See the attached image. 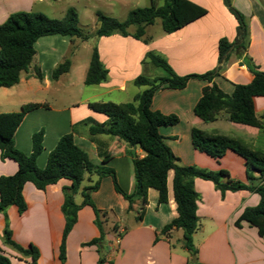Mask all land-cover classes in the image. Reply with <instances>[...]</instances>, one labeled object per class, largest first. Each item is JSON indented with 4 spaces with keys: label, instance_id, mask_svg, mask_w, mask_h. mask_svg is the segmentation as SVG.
<instances>
[{
    "label": "crops",
    "instance_id": "0c3cea01",
    "mask_svg": "<svg viewBox=\"0 0 264 264\" xmlns=\"http://www.w3.org/2000/svg\"><path fill=\"white\" fill-rule=\"evenodd\" d=\"M189 1L204 8L207 14L176 32L164 33L159 22L146 27L142 39L120 34L94 38L93 46H96L100 62L108 75L100 85L85 86L84 78L90 59L79 63L80 84L89 87L87 90L72 81L76 61L73 47L77 40L72 42L58 35L38 39L34 45V65L21 75L17 85L0 88V113L18 112L29 103L45 105L26 114L14 133V147L30 155L33 134L43 131V150L36 159L37 166L42 169L58 140L73 131L74 143L87 153L94 165H102V154L108 152L112 158L106 166L114 171L119 187L128 194L132 193L134 176L131 155L142 158L144 154L139 148H130L114 137H91L86 122L104 124L107 118L92 112L88 104L133 102L134 97L146 89L134 85L137 77H161L154 75L156 68L146 59L148 53L162 56L178 76L204 74L217 67L218 42L222 38L230 43L234 41L236 21L222 0ZM231 4L243 14L247 36L245 52L232 53L224 68L212 80L226 95L232 94L235 85L251 82L247 59L264 71V0H231ZM30 5L31 0H0V24L11 13L29 10ZM65 60L70 62L68 72L53 80L52 71ZM35 70H39L42 80L35 77ZM207 85L210 83L190 79L183 89L164 88L155 92L151 109L178 118L177 124L160 127L159 133L182 166H195L210 172L224 170L231 180L250 184L245 160L233 151L228 150L221 159L215 160L192 146L191 130L198 128L240 138L252 148L264 151V128L259 130L229 122L225 114L212 123H204L194 116L193 108ZM253 104L256 115L260 117L264 112V97L254 98ZM17 169L14 161L0 157V176H11ZM252 176L258 178L259 173L252 171ZM172 178L170 171L166 183L167 202L158 203V193L150 189L142 211L140 201L135 202L131 211L127 210L126 201L116 193L110 177L100 180L98 189L90 194V198L97 210L107 212L104 264L192 262V256L184 248L182 231L173 228L164 233V228L177 217ZM90 179L95 181L96 177ZM69 185V181L60 180L44 191H38L27 183L22 191L26 210L19 214L17 208L11 206L6 211L12 241L22 248L34 246L38 251L36 264H98L96 246L86 245L99 236L94 213L89 206L78 211L76 223L66 237L65 260L60 261V244L65 226L61 212L62 189ZM86 185L88 183L84 181L80 190ZM194 188L199 195V226L193 235V244L197 249L195 260L202 264H264V237L245 221H241L240 227L235 226L246 208L259 203V196L246 190L226 191L222 195L210 181L202 179L194 180ZM78 195L76 203L81 204L82 197ZM5 225V218L0 214L2 251L11 264H31L30 257L24 258L3 245Z\"/></svg>",
    "mask_w": 264,
    "mask_h": 264
},
{
    "label": "trees",
    "instance_id": "16d2710c",
    "mask_svg": "<svg viewBox=\"0 0 264 264\" xmlns=\"http://www.w3.org/2000/svg\"><path fill=\"white\" fill-rule=\"evenodd\" d=\"M224 6L236 21V37L233 42L222 38L218 42L217 67L204 74L178 76L171 69L167 61L154 53L146 54V59L156 69L163 72V76L149 79L143 75L134 80L137 87H146L133 102L117 104L113 102H93L88 108L95 113L104 115V124L87 121L91 137L107 135L117 138L130 148H139L144 156L138 158L132 154L134 190L128 194L118 185L114 171L106 166L111 160L108 152L102 154V165H94L87 153L78 147L73 140V131L62 136L55 148L49 153L44 168L36 164L37 157L43 150V131L32 136V152L25 155L14 147L13 136L22 120L31 111L45 107L43 104L29 103L23 105L18 112L0 113V157L2 160L14 161L17 172L11 176H0V214L5 218V228L2 233V243L10 247L22 257H30L31 264H36L37 249L30 245L22 248L11 239L6 211L9 207L17 208L19 214L26 210V203L22 194L25 184L30 183L38 191L56 184L60 180L70 182L62 189L63 202L61 212L65 219V226L60 244V261L65 260V241L68 233L77 220L78 211L89 206L94 213V224L98 228V238L87 243L96 246L99 254L98 264H104L105 251L104 223L107 212L99 211L91 201L90 194L98 189L99 182L104 177L112 179L114 189L127 203V210L131 211L136 201L141 203V211L147 204V194L150 189L158 193V203L167 202V176L173 173L172 189L176 204L177 217L164 228V233L175 228L182 231L184 248L190 256H197V249L193 244V235L199 226L197 207L199 195L194 188V180L210 181L222 195L226 191L236 192L246 190L259 196V203L255 207L246 208L235 226L240 227L241 221L255 227L258 234L264 237V151L254 149L242 139L207 132L198 128L191 130V142L195 150L219 160L226 151L230 150L242 157L246 162L247 179L250 184H242L230 179L228 172L219 170L210 172L195 166H182L179 159L171 152L159 133V128L173 126L178 123L174 115L166 116L151 109L152 97L160 89L180 90L185 88L190 79L206 81L210 85L202 89L201 97L193 108V114L204 123L216 121L221 114L227 116L229 122L246 125L262 130L264 128V112L258 117L254 110L253 99L264 97V71H260L250 60L246 66L252 74V80L246 85H235L231 95L223 93L212 80L226 65L232 53L245 52L247 25L242 13L236 10L231 0H222ZM207 11L189 0H150V6L131 10L127 18L120 22L115 18L96 13L98 27L92 37L100 38L114 34L132 36L142 39L145 29L160 21L162 31L170 34L178 31L187 24L205 16ZM77 14L68 9L62 20L49 19L41 13L17 11L9 14L0 24V88H11L17 85L23 73L29 71L35 56L34 45L42 37L58 35L67 37L72 42L80 39L87 41L77 28ZM134 28L130 33L129 28ZM70 68L69 60L59 64L51 74L53 80L67 73ZM34 75L42 80L39 70ZM108 72L100 62L96 46H93L90 62L84 78L85 86H95L107 80ZM252 171L259 173L258 178L252 176ZM90 177H96L93 181ZM87 181L83 189L80 187ZM82 197L81 204L75 202V196ZM141 213L139 212L140 218ZM0 264H11L9 258L0 247ZM202 264L195 260L194 263Z\"/></svg>",
    "mask_w": 264,
    "mask_h": 264
},
{
    "label": "rangeland",
    "instance_id": "374dc122",
    "mask_svg": "<svg viewBox=\"0 0 264 264\" xmlns=\"http://www.w3.org/2000/svg\"><path fill=\"white\" fill-rule=\"evenodd\" d=\"M149 6L150 0H31L29 10L23 11L41 13L54 20H62L68 9H73L76 12L78 18L77 28L89 39L87 41L77 39V43L73 47V51L75 50L76 53V61L72 70V81L79 83L81 88L87 90L89 87H82L83 85L80 84L78 67L79 63L89 60L91 57L95 38L92 37V34L98 27L96 13H101L122 22L131 10ZM159 22V20H156L155 23L159 24ZM128 30L133 32L134 28L131 27ZM32 65H34L33 61L30 66ZM154 75L163 76V72L160 69H154ZM78 200L79 195L75 196V202Z\"/></svg>",
    "mask_w": 264,
    "mask_h": 264
},
{
    "label": "water",
    "instance_id": "95a60500",
    "mask_svg": "<svg viewBox=\"0 0 264 264\" xmlns=\"http://www.w3.org/2000/svg\"><path fill=\"white\" fill-rule=\"evenodd\" d=\"M195 258H196L195 256H192V262H195Z\"/></svg>",
    "mask_w": 264,
    "mask_h": 264
},
{
    "label": "built area",
    "instance_id": "2783aa9c",
    "mask_svg": "<svg viewBox=\"0 0 264 264\" xmlns=\"http://www.w3.org/2000/svg\"><path fill=\"white\" fill-rule=\"evenodd\" d=\"M260 184H261V185H264V180H262V181L260 182Z\"/></svg>",
    "mask_w": 264,
    "mask_h": 264
}]
</instances>
